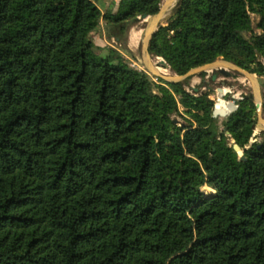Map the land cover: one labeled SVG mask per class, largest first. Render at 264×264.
<instances>
[{"label":"trees","instance_id":"trees-1","mask_svg":"<svg viewBox=\"0 0 264 264\" xmlns=\"http://www.w3.org/2000/svg\"><path fill=\"white\" fill-rule=\"evenodd\" d=\"M98 1L0 0V264H264L252 96L218 125L186 79L98 54L101 18L122 42L162 0ZM148 50L179 75L221 56L263 76L264 0H177Z\"/></svg>","mask_w":264,"mask_h":264},{"label":"rangeland","instance_id":"rangeland-1","mask_svg":"<svg viewBox=\"0 0 264 264\" xmlns=\"http://www.w3.org/2000/svg\"><path fill=\"white\" fill-rule=\"evenodd\" d=\"M165 0H162L161 4H163ZM119 3V2H118ZM177 0L173 1V3L169 6V8L165 11V14L160 20L159 25H166L169 18L173 15L174 9L176 7ZM101 7L104 8V3H100ZM107 5V4H106ZM118 7V5H117ZM117 9V8H116ZM251 21H252V30L248 32H243V36L246 38H250L252 33H259L260 31L256 28V24L259 20V16L254 13L250 12ZM153 15L148 16L147 18H140L130 25L127 29L126 34L122 38V42H118V40L114 37H108L105 29V21L101 18L99 27L91 33V39L94 43V51L100 55L108 54L111 48L115 49L116 53L120 54L124 62L128 64V66L132 69H135L139 72H143L149 75L152 82L155 84H163L160 80L161 78H157L155 75L151 74L146 65L144 60V52H143V42L145 32L147 31L148 27L151 24ZM135 26V27H134ZM134 27V28H133ZM135 33L136 41L131 44V47H128V37L129 34ZM139 35V36H138ZM103 36L107 37V42L103 41ZM139 41V42H138ZM150 62L153 66L160 67L162 71L158 72L169 75V76H176L179 75L173 72L169 67L163 66L160 61L164 60L160 56H155L154 54L149 53ZM155 60V61H154ZM214 61L220 62V66L214 68L212 70L202 71L205 72V75L201 76L199 72L192 76L186 78L187 82L184 84V88L186 91L194 93L198 91V94L202 92L209 93V97L213 100L214 105L217 101V98L221 96L222 98V105L218 110V115L225 112V111H233L236 109L237 105L235 101L243 96L251 95L254 102L259 100V107L256 106V112L254 115L255 119V129L252 133L251 140L253 142H264V75L258 76L255 73L250 72L247 69H244L237 64L225 60L223 57L219 56ZM213 61V62H214ZM226 62V63H225ZM235 64L241 69L249 72L252 74L254 80L247 77L242 72L232 68V66H228L231 64ZM220 70L227 72L228 75L222 73ZM216 74V78L213 79L212 75ZM167 86V85H165ZM168 87V86H167ZM218 88H223L222 92L218 93ZM154 91L158 92V88L154 87ZM258 94V99L254 98L255 94ZM256 105V104H255ZM184 109L182 106L179 105V112H183ZM175 120H179L182 122L184 117L181 115H175ZM225 117H219L218 125H221L222 121ZM230 143H233V139L229 138ZM242 153L239 152L240 155ZM208 186L201 187L202 192L204 193H211L214 192L213 189L207 188Z\"/></svg>","mask_w":264,"mask_h":264},{"label":"water","instance_id":"water-1","mask_svg":"<svg viewBox=\"0 0 264 264\" xmlns=\"http://www.w3.org/2000/svg\"><path fill=\"white\" fill-rule=\"evenodd\" d=\"M173 1L175 0H165V2L163 4H161L160 6V9L159 11L153 15V18H152V21H151V24L150 26L148 27L147 31L145 32V36H144V42H143V52H144V60H145V65L148 69V71L155 75L157 78H161L162 80H165L167 82H179V81H183L185 80L186 78H188L189 76H192L194 74H197L199 72H202V71H207V70H212L214 68H217L220 66V62L218 61H214V62H211V63H208V64H204V65H201V66H198V67H195V68H192L190 69L189 71H187L186 73L182 74V75H176V76H169V75H165V74H162L160 72H158L157 68L155 66H153V64L150 62V58H149V50H148V47H149V40L152 36V34L155 32V30H157V28L160 26L159 22L161 20V18L163 17V15L165 14V11L169 8V6L173 3ZM149 15L147 14H144L142 15L141 17L142 18H147ZM160 63L166 67H169L167 65V63L164 61V60H161ZM226 63V62H225ZM231 64V63H230ZM228 66H232V68L242 72L243 74H245L247 77H252V74L241 69L240 67H238L237 65L235 64H231V65H228ZM222 73L227 74V72H224L223 70H220ZM212 78L215 79L216 78V74H213L212 75ZM218 93L222 90L223 88H218ZM254 98L257 100L258 99V94L256 93L254 95ZM256 106L259 107V100H257L255 102ZM232 111H225L219 115H216L214 116L212 114V118H213V121L214 122H217L219 123V117H226L228 116ZM264 122V121H263ZM233 148L236 152H241V148L239 145H237L236 143H234L233 145ZM240 159L241 160H244L245 157L243 156V154L241 153L240 154Z\"/></svg>","mask_w":264,"mask_h":264},{"label":"crops","instance_id":"crops-1","mask_svg":"<svg viewBox=\"0 0 264 264\" xmlns=\"http://www.w3.org/2000/svg\"><path fill=\"white\" fill-rule=\"evenodd\" d=\"M119 1L120 0H99L98 3H97V5L100 8L101 13L104 14L105 12H109V11L114 12V11H116V8H117V5H118V2ZM100 3H104V5H105L104 8L101 7V4ZM131 36H132V34H129V37H128V47H131V44H133L131 42ZM103 41L104 42H107V37L103 36Z\"/></svg>","mask_w":264,"mask_h":264},{"label":"bare ground","instance_id":"bare-ground-1","mask_svg":"<svg viewBox=\"0 0 264 264\" xmlns=\"http://www.w3.org/2000/svg\"><path fill=\"white\" fill-rule=\"evenodd\" d=\"M135 27V26H134ZM133 27V28H134ZM137 35V34H136ZM136 35H135V33H132V36H131V42L132 43H134L135 41H136ZM139 36V35H138ZM130 39V38H129ZM139 42V41H138ZM155 61V60H154ZM164 66V65H163ZM166 67V66H165ZM157 69L159 70V71H162V69L160 68V67H157ZM252 80H254V78H253V76L252 77H250ZM222 98H221V96H219L218 98H217V101H216V103H215V111H214V115H217L218 114V110H219V108H220V106L223 104L222 103Z\"/></svg>","mask_w":264,"mask_h":264},{"label":"built area","instance_id":"built-area-1","mask_svg":"<svg viewBox=\"0 0 264 264\" xmlns=\"http://www.w3.org/2000/svg\"><path fill=\"white\" fill-rule=\"evenodd\" d=\"M251 141H253V140H251Z\"/></svg>","mask_w":264,"mask_h":264}]
</instances>
